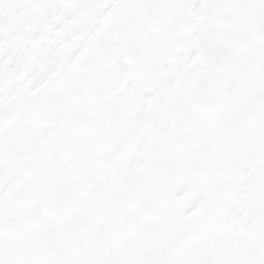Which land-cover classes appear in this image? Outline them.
<instances>
[{"label": "snow or ice", "instance_id": "6c2138e0", "mask_svg": "<svg viewBox=\"0 0 264 264\" xmlns=\"http://www.w3.org/2000/svg\"><path fill=\"white\" fill-rule=\"evenodd\" d=\"M0 264H264V0H0Z\"/></svg>", "mask_w": 264, "mask_h": 264}]
</instances>
